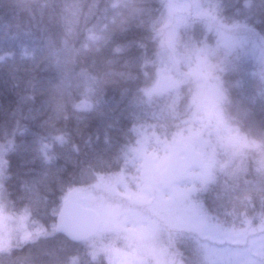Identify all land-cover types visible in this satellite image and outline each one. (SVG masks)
I'll list each match as a JSON object with an SVG mask.
<instances>
[{
	"label": "trees",
	"instance_id": "16d2710c",
	"mask_svg": "<svg viewBox=\"0 0 264 264\" xmlns=\"http://www.w3.org/2000/svg\"><path fill=\"white\" fill-rule=\"evenodd\" d=\"M158 67L186 81L147 96ZM217 78L232 124L261 144L232 152L237 134L229 145L200 131L213 178L174 183L186 200L176 220L187 222L164 228L160 264H248L246 252L264 243V0H0V182L14 233L0 264H114L96 241L103 226L80 242L55 230L63 200L74 189L114 210L153 209L166 194L135 149L160 156L188 140L199 126L193 85Z\"/></svg>",
	"mask_w": 264,
	"mask_h": 264
},
{
	"label": "rangeland",
	"instance_id": "374dc122",
	"mask_svg": "<svg viewBox=\"0 0 264 264\" xmlns=\"http://www.w3.org/2000/svg\"><path fill=\"white\" fill-rule=\"evenodd\" d=\"M188 2L186 1L185 3L184 1V4L187 6ZM168 64L169 61L167 60V66H170ZM156 72V82L145 90L146 95L150 97L175 89L186 81L184 76L171 75L168 70L162 67H158ZM193 86L195 104L193 119L199 123V126L196 132L189 134L191 136L188 140L194 142L196 146H200L199 150L197 151L195 148L188 146V140L185 137L177 138L171 145L164 144L161 147L160 156H154L150 152L145 151L146 148L143 146L135 149L137 156L142 157L144 161V172L150 186L154 190L156 189L159 194L162 193L163 195L165 193V198L158 196L150 205H146L147 209L154 206L153 209L148 210L146 213L137 211V214H134L123 209L124 207L119 211L114 210L112 207L113 203L109 202L106 205L93 194L84 195L86 198L83 201V206L97 209L102 216L104 232L100 239L96 241L97 243L101 242V250L109 253L110 257L114 259V264H138V261H144L145 263L148 261V264L152 262L153 264H160L166 258L171 237L164 228L175 225L176 222H187L184 219L176 220V213L185 216L186 200L174 183L183 180L185 177L200 178L205 183H208L213 178V171L210 165L202 157V152L206 151V140L205 138H200V131L208 132L209 135L214 136L217 134L216 137H218L220 142L225 141L229 145L231 142L233 144L234 140L228 132L237 134L238 141L236 142L238 144L233 146L235 148L232 152H236L239 147L245 151L251 146L261 144L258 140L256 142L250 141L245 133H240V130L232 124L231 118L235 117L229 110L232 102L226 95L219 78L213 82L198 81ZM222 148H226V146H222ZM165 150H167V153H165ZM198 152L201 154L199 155ZM2 153L3 148L0 147V173L2 171ZM1 188L0 182V246H4L9 244V238L14 233L11 230L13 225L10 216L3 210L5 203L2 198ZM183 190H186V188H183ZM145 194L146 197H149L147 193ZM165 203L171 205L165 207ZM103 205L104 208H102ZM200 224L203 225V222L200 221L193 225L198 226ZM250 224V219L245 218V225L249 226ZM259 225L264 227V222ZM204 226L207 227L208 231L211 230L209 223L204 224ZM220 232L216 236L208 232V236L214 237L215 239L213 240L216 243L224 242L223 240L229 243L243 241L237 233L233 232L232 235L227 233L223 235ZM96 241H94V247L97 245ZM263 244H258L251 249V254L246 252L248 264L259 263L256 257L264 256ZM231 250H225L224 254L241 261L243 257L240 254L242 253Z\"/></svg>",
	"mask_w": 264,
	"mask_h": 264
},
{
	"label": "water",
	"instance_id": "95a60500",
	"mask_svg": "<svg viewBox=\"0 0 264 264\" xmlns=\"http://www.w3.org/2000/svg\"><path fill=\"white\" fill-rule=\"evenodd\" d=\"M84 199L81 191L71 190L56 217V231L74 241L89 239L99 232L102 225L100 213L83 206Z\"/></svg>",
	"mask_w": 264,
	"mask_h": 264
}]
</instances>
